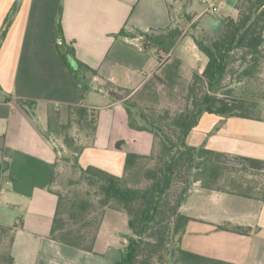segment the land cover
<instances>
[{
	"label": "crops",
	"instance_id": "obj_1",
	"mask_svg": "<svg viewBox=\"0 0 264 264\" xmlns=\"http://www.w3.org/2000/svg\"><path fill=\"white\" fill-rule=\"evenodd\" d=\"M209 1L221 12L230 0ZM173 16L169 0H0V31L10 19L0 39V170L5 167L0 223L10 225L18 215L23 219L11 247L13 264H114L120 259L129 234L128 216L120 210H105L92 251L49 237L57 204L49 185L58 127L67 105L97 109L94 133L77 134L86 146L78 156L83 167L121 175L127 153H150L153 135L129 127L124 104L110 97L105 84L134 92L166 58L178 59L187 76L201 73L208 59L192 34L202 33L209 44L223 18L205 12L201 0H189L180 15L185 16L183 32L159 60L156 49H143L142 37L134 34L164 29ZM69 46L73 55L67 53ZM73 58L87 66L77 70L80 81L66 62ZM258 68L264 85V57ZM186 141L213 150L220 163L264 173L263 117L205 112ZM180 211L190 220L178 247L229 264H264V200L206 190L196 182ZM231 226L249 232L236 233ZM118 243L121 248L113 251Z\"/></svg>",
	"mask_w": 264,
	"mask_h": 264
},
{
	"label": "trees",
	"instance_id": "obj_2",
	"mask_svg": "<svg viewBox=\"0 0 264 264\" xmlns=\"http://www.w3.org/2000/svg\"><path fill=\"white\" fill-rule=\"evenodd\" d=\"M235 9L237 17L224 16L221 29L211 37L209 44L205 43L202 33L192 34L197 48L208 60L201 73L193 72L182 109L153 116L147 114L144 105L136 100V96L148 95V80L157 78L168 85L179 76L181 62L176 58L164 59L158 73L152 74L134 92L106 82L110 97L124 104L129 127L148 131L154 138L150 153L126 154L121 175L94 165L83 167L79 164L78 156L84 143L77 141V134L82 130L90 135L94 133L97 109L81 104L65 107V118L59 123L57 136L71 153L61 158L56 156L53 165L49 187L57 196V204L49 233L51 239L92 251L105 210L114 209L127 214L129 226L127 242L120 259L114 264H229L186 251L176 246V242L190 220L180 207L196 182L206 190L264 200V192L253 194L237 189L238 186L227 189L228 175L237 167L216 161L214 151L204 145L194 146L186 141L205 112L223 117H255L253 109L256 104L243 97L230 99L227 93L231 88L228 90L223 81L235 51L241 54L239 69L232 70V73H237L238 81L252 77L259 60L264 57V0H237ZM186 20L190 21V17L186 16ZM9 23L7 18L0 31V39ZM183 27L173 16L172 24L164 29L137 31L134 35L142 37L143 49L155 48L157 58L161 60L171 52ZM119 35L126 34L121 31ZM67 53L73 55L72 46L67 48ZM66 62L79 80L78 68L87 66L74 58ZM161 70L163 77L158 75ZM57 160L71 162L76 171V175L68 178L60 190L53 186ZM238 168L264 175L245 166ZM4 169L0 170V182ZM174 187L178 189L174 190ZM22 226V215H18L10 225L0 223V237L8 236L7 253L2 256V264H13L11 247L14 234ZM217 227L227 229V226ZM228 229L240 234L249 232L248 227L242 226Z\"/></svg>",
	"mask_w": 264,
	"mask_h": 264
},
{
	"label": "rangeland",
	"instance_id": "obj_3",
	"mask_svg": "<svg viewBox=\"0 0 264 264\" xmlns=\"http://www.w3.org/2000/svg\"><path fill=\"white\" fill-rule=\"evenodd\" d=\"M169 1L171 3V9L173 11L174 18L180 23L181 20H184L185 18L184 16L180 19V15L184 5L187 3V0ZM236 1L237 0H230L228 2L226 1L223 4V10H221V12L216 13V15H218V17L220 18H223L225 15H231L233 18H236ZM222 11L224 12L222 13ZM191 27L193 28V26ZM240 56L241 54L239 51L234 52V59L230 64L227 77L223 81V84L227 86L228 90L229 88H231L230 92L228 91L227 95L230 99L243 97L247 101L255 103L256 107H254L253 109V114L256 117L264 118V113H262L263 109L260 108L261 105L262 107L264 106V85L259 81V75H257V73H259V68L257 67L254 72V76L250 80L249 78H244L241 81H238L237 73H232V70L236 71L239 69V65L241 64ZM67 57L69 56L67 55ZM192 74L193 72H191L187 76L183 71L180 70L179 76L168 85L162 84L160 81H158L157 78L151 81L148 80V95L144 94L140 97L136 96V100L139 101L142 105H144L145 112L149 115L151 114L153 116H156L158 114H163L166 111L169 113L178 111L182 109L185 105V95L188 89V84L192 79ZM158 75L160 77H163V71H159ZM198 86L202 88L201 84H199ZM57 139L58 141L56 142V149L58 151V158L68 156L71 151L63 145L60 137H58ZM84 147L86 146H83L81 151L84 149ZM75 175L76 171L73 170L71 162L57 160L56 179L53 184L54 188L60 190L63 187V184L68 180V178L74 177ZM234 186H238L237 189L247 190L248 192H251L253 194L261 195L264 192V175L251 172L246 169H240L237 167L229 173L226 188L230 189ZM176 189H178V187H174V190ZM7 242L8 236L0 237V264H2V256L6 255L7 253ZM118 247L119 249L121 248L119 243L118 245L115 244L112 250L115 251L118 249ZM120 250L123 249L121 248Z\"/></svg>",
	"mask_w": 264,
	"mask_h": 264
},
{
	"label": "built area",
	"instance_id": "obj_4",
	"mask_svg": "<svg viewBox=\"0 0 264 264\" xmlns=\"http://www.w3.org/2000/svg\"><path fill=\"white\" fill-rule=\"evenodd\" d=\"M205 12L218 13L220 9L214 4L213 1L201 0Z\"/></svg>",
	"mask_w": 264,
	"mask_h": 264
}]
</instances>
